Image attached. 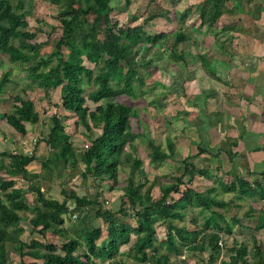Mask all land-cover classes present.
Returning a JSON list of instances; mask_svg holds the SVG:
<instances>
[{"label":"trees","instance_id":"obj_1","mask_svg":"<svg viewBox=\"0 0 264 264\" xmlns=\"http://www.w3.org/2000/svg\"><path fill=\"white\" fill-rule=\"evenodd\" d=\"M49 1L59 7L60 26L54 31L56 36L44 44L34 42L39 30L29 29L27 18L32 16L33 2L0 0V64L2 56H6L12 65L22 66L23 73L18 78L24 82V95L32 87L41 89L45 96L61 88L64 111L84 128L91 146L77 149L63 123L67 117L56 114L48 118V124L44 121L46 132L36 143L49 148L46 160L41 162V173L32 167L38 161L35 150L30 154L23 151L0 154V264H14L13 253L19 255L21 264H27L26 258L35 260L30 264H98L99 260L131 264L127 259L132 264H187L185 260H173L185 251H208L209 258L202 260V264H216L224 248L221 234H233L234 225L239 223L236 217L227 220L224 212L233 207V200L264 201V171L251 170L249 177H240L233 167L230 174L239 180L238 186H228L219 177L213 186L201 191L191 184L196 175L209 178L210 171H196L188 156L182 161L184 169L175 183L140 177L139 170L145 163L128 149L142 137L139 130H133L134 120L141 127L140 111L120 98L135 102L148 94L139 70L149 67L151 61L147 57L155 49L167 46L169 58L185 62L186 51L202 39L205 28L219 29L222 18L240 14L250 0H203L194 6L198 30L187 28L188 15L184 14L179 18L180 27L170 33L153 31L150 27L157 18L173 21L169 10L148 15L137 27H121L111 15L118 7L129 5L130 0ZM221 31L240 32L239 23L223 25ZM102 33L104 40L99 43ZM46 45L53 50L41 56ZM215 48L228 52L225 43L219 40ZM65 49L69 50L68 55ZM197 58L207 75L221 81L209 69L206 55ZM85 60L94 67H88ZM159 70L162 69L153 67L154 72ZM12 82V73H3L0 96L5 95ZM24 95L10 98L13 112L5 115L6 123L22 136L29 133L26 124L38 122L35 103ZM8 99L0 97V103ZM222 123L219 119L208 126ZM95 130L100 132L96 137ZM241 132V140L249 135L246 127ZM238 145V139L226 137L220 151L234 162L239 155L234 151ZM148 148L150 162L159 164L172 158L176 143L167 138L164 147L160 141L151 139ZM204 152L199 150V154ZM80 164L85 167L84 181H90L98 191L106 180H111L112 190L117 189L120 173L129 170L118 210L104 211L99 202L100 192L80 196L64 188L63 201L47 196L41 186L43 181L52 179L55 173L62 178L66 171H75ZM186 177L188 184L183 189ZM18 181L29 183L28 189L17 187ZM29 191L35 194L32 204L27 200ZM221 191L233 193V199H221ZM71 201L75 203L74 209L70 208ZM189 210L203 220L190 217ZM255 212L250 207L247 216ZM28 213L32 215L30 218L25 215ZM73 213H77V218L88 214L87 222L68 226L66 217ZM188 218L195 229L179 225ZM97 220L107 224L105 238L102 228L95 223ZM131 220L135 221L134 226ZM162 224L166 236L160 240L157 227ZM263 229L264 211H261L255 230ZM50 235L57 237L60 244L51 242ZM252 241L251 249L243 244L234 245L228 250L229 260L220 264H264V244L256 237ZM124 246H128L125 251Z\"/></svg>","mask_w":264,"mask_h":264},{"label":"rangeland","instance_id":"obj_2","mask_svg":"<svg viewBox=\"0 0 264 264\" xmlns=\"http://www.w3.org/2000/svg\"><path fill=\"white\" fill-rule=\"evenodd\" d=\"M21 1L25 3L33 2L32 16H29L27 21L30 31L35 32L39 30L34 42L45 44L51 36H56L54 31L60 26V22L57 18L59 7L49 0ZM202 1L203 0H130L129 5L124 4L115 9L111 17L113 22L118 23L121 27H137L143 23V19L148 15L161 12L162 9H164L171 12V18L174 20L169 21L166 17L157 18L150 26L153 31L161 33L173 32L180 27L179 18L184 14L188 15L187 28L197 31L199 28L196 16L197 9L196 7L194 8V6ZM139 14L141 17H138ZM91 20H93L92 17ZM227 22L228 20H226V18H222L219 21V28ZM202 33H204V37L201 36L202 39L186 51L185 62H176L169 58L167 46H160L155 49L147 57V60L151 61L149 67L140 68L139 70L144 77V87L148 90V94L141 100L135 102L126 97H121L120 100L129 105L137 106L140 111L141 127H138L137 121L134 120L133 130L136 132L139 130L142 137L135 143L133 148H128L130 152L145 163L139 170L140 177L147 178L150 181L158 178L166 182L175 183L176 177L179 176L184 169L182 161L186 157L191 156L190 162L195 165L196 171H200L201 169H208L210 171L209 178L196 175L194 182L191 184L192 187L205 191L213 186L215 179L219 177L228 186H238L239 180L234 175L230 174L231 171H233V167H236L235 170L240 177H249V171H259L261 169L260 164L264 159H259V155L261 156L262 151H256L258 148L264 150V137L252 133L263 132L262 135H264V103H259L257 109H254V111L256 110L255 112L244 108H241V111L239 107H233L227 103V100H230L235 104V100L238 99L235 94H232L231 90L228 92L230 93V97L229 95L224 96L220 94L222 90H225V87L230 86L227 85L229 83L226 80L219 82L213 77L212 79L215 81L206 78L208 76L201 71L198 64L196 65V59H198L197 57L200 54L206 55L209 59L230 58L225 51L212 47V41H214L213 37L210 38V36L207 38V32H205V30H203ZM221 33V30L218 29L214 30L211 34L212 36H216L217 34L221 35ZM220 37H222L221 41H223L224 36ZM103 40L104 33L99 36L98 42L100 43ZM52 50L53 48L51 45H46L41 50V56L47 55ZM64 53L68 55L69 50L65 49ZM1 59L0 78L3 73L10 71L12 73L13 82L8 85L5 95L0 96L1 98H9L6 102L0 103V154L5 151H23L30 154L35 150L38 161L33 163L32 167L36 172L41 173V162L46 160L49 148L44 144L36 145V143L41 139L43 133L46 132L47 128L45 127L44 121H48L49 117L56 114L67 117V119L63 120V123L66 126V131L73 136L75 147L77 149H88L91 144L84 135V128L77 125L76 119L63 109L61 88L53 90L49 96H45V93L41 89L32 87L24 95V82L18 78L23 73L22 66L12 65L6 56H2ZM184 63H186V65ZM85 64L88 67H94L93 64L89 63L87 60H85ZM153 67H159V69L162 70L154 72ZM221 75L223 76V74ZM229 82L231 83L232 80ZM211 90L214 93L211 92ZM191 91H195V94L191 95ZM17 95H24L25 98L32 100L36 105V118L38 122L26 124L29 131L26 136L17 133L6 123L5 119L6 114L13 112V101L10 100V98H14ZM207 98L211 100V105H207ZM239 99H241V97H239ZM190 102L196 104L198 107L207 108L208 110L204 109V111L201 110L200 112L196 110L193 114L190 112L191 110H188V103ZM219 119L223 121L222 124H216L211 127L210 125L208 126L212 121L217 123ZM233 123H235L236 126L233 127ZM46 124L48 123L46 122ZM244 127L247 128L249 135L241 140L239 136L240 133L243 132H241V130ZM99 133L100 132L97 130L93 132L95 137ZM226 137L239 140L238 147L234 148V151H238L239 155L234 162L230 161L225 152L220 151L222 141ZM167 138L172 139L176 143V152L171 159L159 164H152L148 155V141L151 139L158 140L163 143L165 147ZM34 147H36V149H34ZM199 150H204L205 152L199 154ZM84 168V165L80 164L77 170L66 171L67 174L65 173L62 178H59L57 173H55L53 178L50 177L52 179L46 182L43 181L41 186L48 197L60 201L64 199L62 194L64 188L73 190L80 196L96 195L100 192L101 196L99 197V202L101 203L102 209L104 211L118 210L121 196L123 195L122 187H124L130 175L129 170L120 173L117 189L112 190L110 188L112 185L111 180H106L103 183L102 189L98 191L90 181H84L82 177ZM189 170H191V166ZM184 181L185 185L183 189L188 184V177L184 178ZM29 185L30 184L25 181L17 182V187L19 188L28 189ZM34 195L35 194L31 191L27 194V200L31 204ZM233 196V193L220 192V198L224 200H231ZM175 197L178 198L179 196L176 195ZM69 205L71 209H74L75 203L73 201H71ZM250 207L256 209V212L251 216H247ZM261 211H264V201L255 202L248 199L242 201L233 200V207L226 210L224 213L227 220H232L233 217H236L239 223L234 225L233 234H221L224 248L216 264L229 260L230 253L228 250L234 245L243 244L251 249L253 237H256L258 242L264 244V229L259 232L255 230ZM188 213H190V217H199L200 222L203 220L194 210H189ZM25 215L28 218L32 216L29 213ZM87 220L88 214H82L81 218H77V213H73L66 217V224L68 226L71 224L79 226V222L86 223ZM130 222L133 226L135 225L134 220ZM95 223L98 227L102 228V237L105 238L107 236V224L103 220H97ZM24 224H27V222H24ZM179 225H185L191 230L195 229L190 218L186 219L185 223H179ZM157 230L159 239H165V225H159ZM49 239L56 245L60 244L57 237L50 235ZM126 248H128V246H124L123 251H125ZM12 258L14 264H21L19 255L13 253ZM208 258V251L204 253L185 251L178 259L174 258L173 260L181 259L185 260L187 264H202V260H207ZM34 261L35 260L26 258L27 264ZM127 261L132 264L131 260L127 259ZM108 263V261H98V264Z\"/></svg>","mask_w":264,"mask_h":264},{"label":"crops","instance_id":"obj_3","mask_svg":"<svg viewBox=\"0 0 264 264\" xmlns=\"http://www.w3.org/2000/svg\"><path fill=\"white\" fill-rule=\"evenodd\" d=\"M225 18L228 20V22L224 24L225 26L238 25L239 23L240 32L221 31V35L217 34L216 36H212L211 33L218 29L205 28V32H207V38L210 36V38L213 37V48L215 47L217 40L221 41L222 37L220 36H224V40L221 42L225 43V46L228 49V52H225L230 58L208 59L209 69L221 79V81H217L222 82L226 80L229 83L226 84L230 85L229 87H223L225 90H222L220 94L228 96L230 94L228 92L231 90L232 94H235V96L238 97V99L235 100V104L230 100H227V103L233 107H239V110L244 108L246 110L250 109L251 111L255 112L256 110L254 111V109H257L258 104L264 103V0H250V2H246L245 7L240 14ZM243 27L245 28L246 33H243ZM221 28L219 29L221 30ZM184 64L186 65V63ZM197 64L200 66L199 68L201 71H203L204 74L208 76H205L206 78H210L211 80L215 81L211 76L209 77V75L205 73L198 59H196V65ZM221 74H223V76ZM230 80H232L231 83L229 82ZM195 91H191V95L195 94ZM199 92L201 93L200 89ZM211 92L213 91L211 90ZM239 97H241V99H239ZM207 102V105L212 104L209 98H207ZM188 106V110H191L190 112L193 114L196 110L200 112L201 110L204 111V109H207L198 107L192 102L188 103ZM232 125L233 127L236 126L235 123ZM262 133L263 132L252 134L261 135L264 137ZM258 149L256 152L262 151L261 156L259 155V159H264V150L262 148L259 150ZM260 166L261 169L259 171H264V161L260 164Z\"/></svg>","mask_w":264,"mask_h":264}]
</instances>
